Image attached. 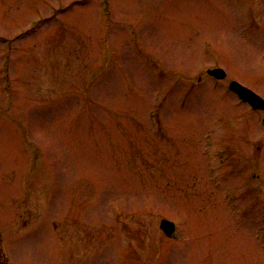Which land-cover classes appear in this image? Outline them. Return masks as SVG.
<instances>
[{"label":"rangeland","instance_id":"rangeland-1","mask_svg":"<svg viewBox=\"0 0 264 264\" xmlns=\"http://www.w3.org/2000/svg\"><path fill=\"white\" fill-rule=\"evenodd\" d=\"M231 79L264 96V0H0L12 264H56L57 228L64 264H264V110Z\"/></svg>","mask_w":264,"mask_h":264},{"label":"water","instance_id":"water-1","mask_svg":"<svg viewBox=\"0 0 264 264\" xmlns=\"http://www.w3.org/2000/svg\"><path fill=\"white\" fill-rule=\"evenodd\" d=\"M208 72L215 77L222 79L227 76V71L222 67L209 69ZM233 91L237 92L244 100L250 102L255 108H264V98L257 94L254 90L243 85L237 80H233L230 84ZM162 228L168 233L172 234L176 225L173 221L168 219L162 220Z\"/></svg>","mask_w":264,"mask_h":264},{"label":"flooded vegetation","instance_id":"flooded-vegetation-1","mask_svg":"<svg viewBox=\"0 0 264 264\" xmlns=\"http://www.w3.org/2000/svg\"><path fill=\"white\" fill-rule=\"evenodd\" d=\"M261 150V145H256V151ZM46 204V203H45ZM44 204V205H45ZM21 214H19L20 216ZM36 218L40 217L39 214H36ZM57 225V223H56ZM23 226H26L23 224ZM56 243H57V250L55 254L48 255V260L53 259V262H56V264H64V236L62 232L58 231V228L56 229ZM9 235H6V233L3 230H0V264H12V258L11 254L9 252Z\"/></svg>","mask_w":264,"mask_h":264}]
</instances>
